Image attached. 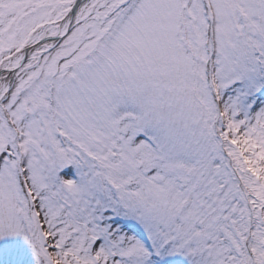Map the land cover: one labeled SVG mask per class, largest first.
Listing matches in <instances>:
<instances>
[{
  "label": "snow or ice",
  "instance_id": "1",
  "mask_svg": "<svg viewBox=\"0 0 264 264\" xmlns=\"http://www.w3.org/2000/svg\"><path fill=\"white\" fill-rule=\"evenodd\" d=\"M0 264H264V0H0Z\"/></svg>",
  "mask_w": 264,
  "mask_h": 264
}]
</instances>
